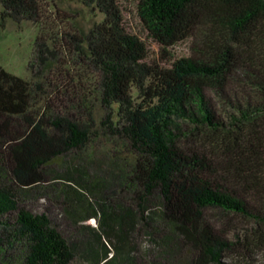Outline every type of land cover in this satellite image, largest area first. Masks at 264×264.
I'll return each mask as SVG.
<instances>
[{
    "label": "trees",
    "instance_id": "1",
    "mask_svg": "<svg viewBox=\"0 0 264 264\" xmlns=\"http://www.w3.org/2000/svg\"><path fill=\"white\" fill-rule=\"evenodd\" d=\"M0 2L4 19L44 17L45 0ZM84 2L105 18L87 35L88 48L75 49L99 73L100 124L135 155L114 171L134 203L107 201L110 181L97 176L78 173L60 187L49 181L48 167L98 137V109L84 84L67 70L38 106L45 82L0 65V264H14L7 251L18 245L19 264H74L81 253L93 264H232L228 257L256 264L264 252V0H138L163 51L155 62L126 25L120 0ZM187 40L191 53L173 59L167 49ZM36 46V59L52 71L58 50L42 35ZM42 195L89 237L72 241L51 207L27 205ZM211 211L226 222L218 225ZM14 212V221L6 218ZM98 216L100 229L83 223ZM236 219L253 224L241 229ZM134 232L150 238L143 252L130 241ZM106 235L117 236L115 247Z\"/></svg>",
    "mask_w": 264,
    "mask_h": 264
},
{
    "label": "rangeland",
    "instance_id": "2",
    "mask_svg": "<svg viewBox=\"0 0 264 264\" xmlns=\"http://www.w3.org/2000/svg\"><path fill=\"white\" fill-rule=\"evenodd\" d=\"M45 1L44 17L40 22L31 20L18 21L10 17L4 19L2 18L4 8L0 2V65L16 75L31 80L33 83L37 81L45 82V84L43 83L44 91H39L36 97L40 101L37 104L38 106H43L44 100L52 96L53 92H55V87L50 86V82H60L65 78L68 70L70 72L69 75L75 78V84L83 83L87 88L86 90L88 92L83 91V93L87 94L88 101L98 109L97 116L99 125L98 137L94 139L95 141L87 149L74 150L48 167L49 181L51 185L53 184V187H60L64 183H69L70 178L68 176L73 175L77 177L78 173L82 174L85 178L90 175V178L96 179L97 176V179L100 178L102 180L104 178L110 181H107L108 186L104 188L107 201H114V199L117 201L116 198L122 197L121 199L124 204H133L134 200L132 199L135 197L134 193L128 189V186L122 189V179L120 177L118 178L114 171L118 165H123L124 167L125 164H128L124 167L128 169L130 167V161L133 160L135 155L131 149L122 145L118 136L108 134V131L104 129L105 127L100 124V120L106 112L100 107L101 91L95 88L100 81L99 73L93 66L87 67V62L81 60L78 50L75 49L79 43L82 44L83 49L88 48L87 35L96 24L104 20L105 14L93 3L84 2V0ZM120 3L125 14L126 25L147 42L149 47V61L155 62L159 60L164 56L162 48L148 35L138 14V0H120ZM40 35L46 38L51 48L58 50L59 57L55 59L58 61L52 68V71L49 68L45 69L44 65L40 64V61L36 59V42ZM73 35H79L82 38L81 42L73 39ZM167 50L171 51L173 59L188 55L191 53V42L189 40L183 41ZM162 61L165 63L164 60ZM79 76L82 77V82L77 81ZM133 92L134 96L138 95L135 88ZM185 125L186 127H190L189 124ZM183 142L192 144V139L186 138ZM76 168H81L86 172L77 171ZM102 181L100 182L102 183ZM88 183L86 182V184ZM113 190L116 191V194H113ZM97 191L94 195L91 194L93 200L101 197L100 190ZM53 192L55 193V191ZM52 198H55V196ZM74 200L77 204V199ZM27 205L35 211H41L46 207H51L55 222L59 224L60 229L72 241L79 243V240H84L89 237L85 235L87 236L86 238L79 232L78 228L81 224L78 223V226L66 220L61 205L57 204L55 199L50 200L48 197H43L42 195L38 198L33 197L27 201ZM210 214L212 218H215L218 225L221 226L222 223L226 222L225 217H220L217 211H211ZM14 216L15 212L7 215L6 218L14 221ZM100 218L101 216L89 218L83 221V223L89 225L90 229L92 227H98L100 229ZM252 224L245 219H236L232 223V226L236 225L241 229H245V227L252 226ZM105 237L109 245L115 247V243L118 242L117 236L112 235L110 238L106 235ZM130 238L132 245L139 247L142 252L150 245V238L139 232H134ZM89 240H92L96 244L98 243L92 235ZM23 251L22 246L18 245L16 248L7 251V253L12 257L14 264H19L20 258L24 253ZM228 260L232 264H240V260L233 257H228ZM256 260V264H264V252L259 253ZM74 264H93V260L88 259L81 253L75 259Z\"/></svg>",
    "mask_w": 264,
    "mask_h": 264
}]
</instances>
